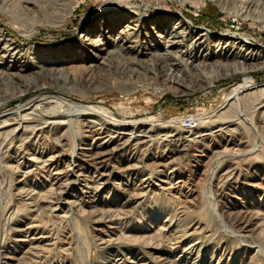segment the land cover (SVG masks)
Instances as JSON below:
<instances>
[{"label": "rangeland", "instance_id": "1", "mask_svg": "<svg viewBox=\"0 0 264 264\" xmlns=\"http://www.w3.org/2000/svg\"><path fill=\"white\" fill-rule=\"evenodd\" d=\"M117 1L0 0L3 37L22 49L18 66L9 58L0 64V94L12 95L7 108L20 112L38 97L35 86H45L62 99L46 113L84 115L73 104L92 107L85 115L103 133L95 135L91 154L111 152L94 189L85 192L75 181L58 203L46 173L23 175L30 150L14 148L10 158L0 149V264H162L165 257L166 264H264V107L258 105L264 95L242 90L227 100L239 85L249 92L264 87V54L233 59L215 47L217 39L225 45L228 33L230 41L247 38L248 47L264 50V0H205L197 7L192 0ZM124 12L131 18L110 23ZM158 18L187 20L193 37L207 32L192 53L197 67L161 68ZM189 44L172 55L192 51ZM131 45L133 52L112 53ZM89 118L50 127L28 147L47 155L63 144L66 166L92 141L83 126ZM189 119L195 127L181 128ZM138 120L156 138L135 148L136 139L122 133L140 127L132 123ZM171 132L179 145L164 140ZM108 134L115 138L101 145ZM166 180L172 186L163 189Z\"/></svg>", "mask_w": 264, "mask_h": 264}, {"label": "bare ground", "instance_id": "2", "mask_svg": "<svg viewBox=\"0 0 264 264\" xmlns=\"http://www.w3.org/2000/svg\"><path fill=\"white\" fill-rule=\"evenodd\" d=\"M56 1H60V0H56ZM214 1L218 2L219 0H214ZM117 2H118V4L126 5V6H128V5L130 6V4H131L130 0H118ZM204 2H205V0H192L190 2V4L197 7V5L203 4ZM254 2H256V0H249V3L253 4ZM68 13H71V8H70V11ZM111 17H113L112 21L110 22L112 25H117L118 23H120L122 21V19L125 20L127 18H131L130 14L126 13V12L122 13L121 15L114 14V16H111ZM102 20L103 19L101 18V21ZM156 23L161 24L162 31H160L158 35H159V37L164 38V41H165L164 46L162 48L163 52L156 54V57L161 62V65H162L161 68H164V70L167 69V70L173 71L177 67H182V66L185 69L189 68L191 66L197 67V66L192 65V62L196 59V54L195 53L192 54V53H193V50L196 51V48L201 47L204 44L205 40H204L203 36H205V35L207 36V32H200V33H198L197 36L193 37L192 31L189 29L188 26L185 25V24H187V20L183 21V19L182 20L178 19V20L173 22L171 19L165 20L164 18H158ZM106 24H108V23H106ZM129 28H131V27H129ZM101 29H102V27H101ZM85 30H91V29L85 28ZM130 34L131 33H128V36ZM222 37L227 38L225 45L223 44L224 41L217 39V42L215 43V47L217 48V51L228 50L227 52H231L229 54V56H231V57L233 56V59H235L236 57H239V58L241 57L244 59H249V58L251 59V58H256V56H258V55L260 56V54H264L263 49L255 50V49H251L250 47H248V46H251V44L247 38L239 37L235 41H230L229 39L232 38V36H230L228 33L222 34ZM186 41H190L189 45H190V49H192V51L189 52L186 50L181 51V50L176 49V52L179 53V55L174 57L172 55L174 52L173 49L176 47L179 48ZM124 42H126V41H124ZM134 42L136 43L137 41H134ZM128 47L130 48L129 52H133V49L135 47H137V45H134V46L131 45V46H127V47H121L118 49H114V50H112V53L120 56L126 51V48H128ZM246 49H249L251 51V52L247 53V57L244 56V54L242 53ZM134 52L136 53L137 50L136 51L134 50ZM149 54H151V53H149ZM248 55H250V56L248 57ZM21 57H22V49H20L19 47H15L14 41L9 40V39H5L3 37L2 31L0 29V64H3L4 61L7 58H9L8 59L10 62L9 64L15 65L16 62L19 61ZM132 63L138 64L139 62L137 60V61H132ZM240 63H241L240 64L241 69L244 68V67H242V66H244L242 64L243 61H241ZM218 65H220V64H218ZM16 66H18V65H15V67ZM234 66L236 67L235 63H234ZM19 67L26 68L27 64H20ZM10 74H12V73H10ZM38 74H40V76H43L45 78H50V79L54 78V77H52V74H47L44 71H42V69L38 70ZM57 79H59V77H57ZM209 87H210V85L208 87H206V89H208ZM34 89H35L34 90L35 92L39 93L38 97L36 99L29 101L26 104V106L28 105V107L21 108L20 112H18V109L14 110L12 108H7V106H6L7 102H9V99L12 98V95L10 96L7 93L0 94V149H5L9 153L10 158L12 156L14 158V150H15L14 148H16V149L20 148L21 150H23L25 148V150L26 149L30 150V152L28 153V157L25 158L26 161L24 160V164H26L27 167H25V169L23 171V175L30 176L31 172L33 170L36 171V169L40 170L43 173H46L47 178L51 181V185L53 186V189L56 190L57 194H59V197L56 199V201L58 203H60V201L62 199V195L67 193V189H68L69 184H71L75 181L76 182H80V181L83 182V187H85L87 189L85 192H88V190H90V189H94L95 188L94 184L96 183L95 178H97L98 176L104 175V172L106 170L108 162L110 161L111 152H105L104 151V153H102L98 156L91 154V150L94 149V143H95L94 141L98 138L95 135H98V134L100 135L101 133H103V132H98L97 131L98 129L93 128L92 124H97L95 117H93L91 115L90 116L85 115L87 113L85 111L91 110L92 107H88V106L86 107V106L73 104V106L76 107L77 110L79 109L78 112L84 113V115L63 114V116L58 117L57 114L55 115L53 113V115L51 116V115L46 113V107L49 106L50 104H53V103H56L55 105H57L58 103H62V101H61L62 99L58 96H53V95L47 94V90H46L47 87H45V86H35ZM250 89L251 88H248L247 85L246 86L239 85V86L233 88L229 92L227 100H232V99L236 98L239 95V93L242 92V90L245 91L244 92L245 96L252 95L253 93L254 94L259 93L262 95V96L259 95V97L260 98L263 97L264 87L258 88L252 92H249ZM258 100H260V99H258ZM262 100H264V99H262ZM262 100H260L258 102V105H260L259 108L264 107V103ZM232 101L229 103V105H232V103H233ZM47 111H50V110H47ZM60 113H62V112H60ZM60 113L58 115H60ZM79 117H88V118L90 117V118H92V119L89 118V120H87V122H83V126L85 127V132L89 133L90 137H92V141L90 143L84 144L85 146L79 147V150H80L79 153H76L73 151L72 154L76 153L75 159L73 161H70V163H68L66 166L61 165V161L64 157V152H65V150L62 148L63 144L56 145L59 147V149L54 150V151L52 150V152H50L47 155H46V152H44L43 150H38L36 147H33V148L28 147L30 145V143L33 141V139H34L33 143L36 142L35 139L37 140L38 138H40L43 135V133H45L47 130H49L50 127H61V126L66 125L70 122L78 121ZM84 119H87V118H84ZM231 120H234V119H231ZM182 121H185V120H180V121H175V122H177V123L179 122V124H180ZM189 121H190L191 125L185 126L182 122L180 124V127L183 129L194 128L195 126L192 123V119H189ZM143 122H144L143 120H138V121L132 122L133 124H135V126L137 124H139L140 127H138V128L133 127L131 129H127V131L122 133L123 137L124 136L129 137V141H130V139H136L135 143L133 144L135 148L138 146L145 145L146 143L153 141L156 138V137L154 138L153 127L150 126V127H146L145 129H143V127H144L142 125ZM231 128L229 129V127H228L226 132H229V130H231ZM221 130L222 129H219V131H221ZM206 133H207V131H206ZM230 133H231V131H230ZM202 135H207V134H202ZM164 136H165V134H164ZM174 136H175V134H172V132H171V134H168L165 138L164 137L163 138H164V140H167V142L169 144H173V143L177 142V145H179L178 139H176ZM208 136H209V134H208ZM113 138H115V136H113L111 134L106 135L104 140L102 141L101 145H106V144L110 143ZM194 139H196V138H194ZM61 142H62V140H61ZM20 154H23V153L21 152ZM81 156L83 158H81ZM22 158H24V155H22ZM164 165H159V166H164ZM10 167L13 168L14 166L11 165ZM78 168L80 169V171L76 172L78 170ZM89 168H93V170H94L93 175L89 174ZM165 182L167 184H169V186H167L166 188H163V189H168L172 186L171 183L168 182V180H166ZM162 187H164V186H162ZM33 191H30V192H33ZM32 194H34V192ZM28 206L32 207V204L29 203ZM57 207H58V205L55 206L54 208H52L51 210L52 211L57 210ZM22 230H24V229H22ZM165 259H166V257L161 258V261H163V260H164V262L168 261ZM164 262H162V264H166ZM168 264H173V262L170 261Z\"/></svg>", "mask_w": 264, "mask_h": 264}]
</instances>
